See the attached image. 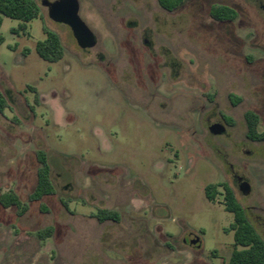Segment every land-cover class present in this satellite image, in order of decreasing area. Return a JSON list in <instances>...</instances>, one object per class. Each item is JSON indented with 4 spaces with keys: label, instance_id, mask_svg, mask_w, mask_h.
I'll return each mask as SVG.
<instances>
[{
    "label": "rangeland",
    "instance_id": "obj_1",
    "mask_svg": "<svg viewBox=\"0 0 264 264\" xmlns=\"http://www.w3.org/2000/svg\"><path fill=\"white\" fill-rule=\"evenodd\" d=\"M34 1L24 32L8 17L0 28V194L28 205L22 216L0 206V264H227V189L264 242V141L247 137L244 118L264 133V0H183L171 12L157 0H78L89 49ZM214 5L235 19H212ZM44 29L63 47L57 62L36 53ZM37 150L55 193L28 201ZM99 209L119 221L99 222Z\"/></svg>",
    "mask_w": 264,
    "mask_h": 264
},
{
    "label": "trees",
    "instance_id": "obj_2",
    "mask_svg": "<svg viewBox=\"0 0 264 264\" xmlns=\"http://www.w3.org/2000/svg\"><path fill=\"white\" fill-rule=\"evenodd\" d=\"M159 5L168 12L175 10L183 0H157ZM40 14V8L34 0H0V28L3 17H8L19 21L17 27L12 28L11 32H24L26 25ZM210 16L216 21L234 20L236 13L230 8L222 5H214L211 8ZM45 39L38 41L35 46L36 53L43 60L54 63L63 58V47L59 37L44 29ZM4 42V37L0 32V44ZM28 49H24L26 54ZM234 98L233 95H230ZM7 108L6 100L0 93V113ZM245 122L247 128V137L252 141H264V133L256 132V117L251 112L245 113ZM37 162L36 183L33 191L28 196V201H39L45 196H51L55 193L50 177V166L46 152L37 150L35 153ZM222 186L220 183L208 184L204 188V194L207 200L213 201L217 189ZM226 208L227 211L234 214V223L230 225L227 231H233L234 247L232 255L227 264H264V242L258 237L254 227L246 217L245 211L238 206L229 190H226ZM66 205V204H64ZM0 206L3 208L14 207L17 215L22 216L28 209V205L23 203L18 196L8 190L0 194ZM40 210L46 212L45 205L40 204ZM96 219L99 222L106 220L119 221V215L110 210L99 209L96 213ZM53 228L46 227L37 231L36 236L40 240L49 238L52 235ZM238 247H241L240 249Z\"/></svg>",
    "mask_w": 264,
    "mask_h": 264
},
{
    "label": "water",
    "instance_id": "obj_3",
    "mask_svg": "<svg viewBox=\"0 0 264 264\" xmlns=\"http://www.w3.org/2000/svg\"><path fill=\"white\" fill-rule=\"evenodd\" d=\"M41 5L47 8V15L50 20L55 23L67 25L79 48L89 49L95 46V38L92 31L79 17V2L78 0H55L48 1L42 0ZM208 130L213 135L223 134L225 128L221 124H212L208 127ZM240 192L243 195L248 194L249 184L243 182L239 187ZM193 246H199V240L193 238L190 241Z\"/></svg>",
    "mask_w": 264,
    "mask_h": 264
},
{
    "label": "flooded vegetation",
    "instance_id": "obj_4",
    "mask_svg": "<svg viewBox=\"0 0 264 264\" xmlns=\"http://www.w3.org/2000/svg\"><path fill=\"white\" fill-rule=\"evenodd\" d=\"M213 124H216V123H213ZM218 124H219V123H218ZM233 177H234V180H235L236 183H237L238 188L240 187V185H241L243 182H245V180H244L243 178H241V177H239V176H237V175H233Z\"/></svg>",
    "mask_w": 264,
    "mask_h": 264
}]
</instances>
